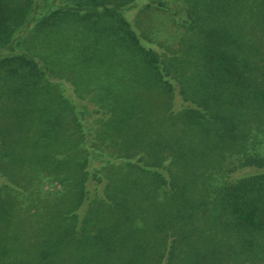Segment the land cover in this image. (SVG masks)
<instances>
[{
    "label": "trees",
    "instance_id": "1",
    "mask_svg": "<svg viewBox=\"0 0 264 264\" xmlns=\"http://www.w3.org/2000/svg\"><path fill=\"white\" fill-rule=\"evenodd\" d=\"M260 131L264 0H0V264H264Z\"/></svg>",
    "mask_w": 264,
    "mask_h": 264
},
{
    "label": "rangeland",
    "instance_id": "2",
    "mask_svg": "<svg viewBox=\"0 0 264 264\" xmlns=\"http://www.w3.org/2000/svg\"><path fill=\"white\" fill-rule=\"evenodd\" d=\"M13 4H22L24 3V0H12ZM168 2V4L170 6L173 7H180L182 5V0H173L172 2H169L168 0H166ZM143 4V3H142ZM141 4V5H142ZM141 5H138L137 7H134L131 9V16L132 18H134L136 20V22L139 25H136V27L138 28L139 31H142L144 33V29L146 27L147 29V35L150 36V40H152L153 43H155L156 45H158L159 47H164L168 49L167 45H170L169 47H174L177 45V41L179 38V35L181 36V34H183V28L180 27V29L177 28L176 24L174 23L172 16L165 11L164 9L160 8V7H155L153 6L152 8L148 9V10H139L141 8ZM179 33H176V32ZM82 32V30H81ZM181 32V33H180ZM70 41V37L69 39H65L64 40V44H67ZM52 52L49 56V59L54 62V63H61L63 61H65L66 57L69 56L68 54H66V51H64V48H58L55 44H53V46H50ZM52 65V63H51ZM78 69V68H77ZM76 67L72 64H70L69 66H67V68L62 72V79L66 81V77L69 78L70 82L72 83L75 80V76L76 75V71H77ZM84 83L86 82H91L90 84H87L86 88L84 91H82L83 93H88V94H92L94 92L95 86H96V82L89 76H84L83 80ZM93 81V82H92ZM257 136H253L250 137V135H248V138L250 140H246L249 142H252V145L259 148L261 151L264 152V131H260L258 133H256ZM259 140V142H258ZM245 143V142H244ZM254 151L253 149H249ZM223 153L225 155L227 154H232L235 155L234 157H232V159H225V161H229L227 163V167L228 169L230 167H233V164L230 161H238V153H237V148L236 147H228L225 148L223 150ZM241 155H239L240 157ZM205 164L202 165V169H201V174H204L206 169H205ZM236 168H234L232 171H230L229 174H234L236 173ZM229 174H227L226 176H228ZM102 256V255H101ZM105 258V257H104ZM10 259V258H8ZM107 259V258H105ZM7 260V259H6ZM11 260V259H10ZM109 262V261H108ZM90 263L91 264H100L99 263V258L93 257L92 259H90ZM112 264H118V262H116L115 260H113L111 262Z\"/></svg>",
    "mask_w": 264,
    "mask_h": 264
}]
</instances>
